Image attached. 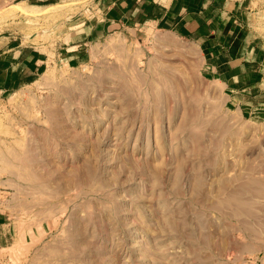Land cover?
<instances>
[{
  "label": "rangeland",
  "instance_id": "obj_1",
  "mask_svg": "<svg viewBox=\"0 0 264 264\" xmlns=\"http://www.w3.org/2000/svg\"><path fill=\"white\" fill-rule=\"evenodd\" d=\"M108 4L0 0V48L32 53L0 94V264H264V82Z\"/></svg>",
  "mask_w": 264,
  "mask_h": 264
},
{
  "label": "crops",
  "instance_id": "obj_2",
  "mask_svg": "<svg viewBox=\"0 0 264 264\" xmlns=\"http://www.w3.org/2000/svg\"><path fill=\"white\" fill-rule=\"evenodd\" d=\"M106 1L104 19L109 26L150 24L173 30L199 44L214 59L231 89L251 91L263 84L264 49L248 29L251 0ZM31 59V51L21 43L0 48V94L27 75ZM1 218L0 213V237Z\"/></svg>",
  "mask_w": 264,
  "mask_h": 264
},
{
  "label": "bare ground",
  "instance_id": "obj_3",
  "mask_svg": "<svg viewBox=\"0 0 264 264\" xmlns=\"http://www.w3.org/2000/svg\"><path fill=\"white\" fill-rule=\"evenodd\" d=\"M75 1H77V0H75ZM68 2V1H67ZM32 6V5H31ZM49 6H51V5H49ZM26 8H30L29 7V5H28V7L27 6H25ZM23 5H20L19 3H15V4H13L12 6H11V8H10V11H9V13H11L12 15H15L17 12L19 13V12H21V13H27V10H26V8H25ZM32 7H35V6H32ZM32 9V8H31ZM31 9H29V10H31ZM30 13H32V12H29V14ZM23 15V14H22ZM24 15H26V14H24Z\"/></svg>",
  "mask_w": 264,
  "mask_h": 264
}]
</instances>
